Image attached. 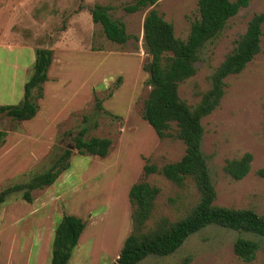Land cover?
<instances>
[{
	"label": "rangeland",
	"instance_id": "374dc122",
	"mask_svg": "<svg viewBox=\"0 0 264 264\" xmlns=\"http://www.w3.org/2000/svg\"><path fill=\"white\" fill-rule=\"evenodd\" d=\"M135 1L0 0V46L15 48L9 52L18 53L20 65L27 68L24 80L32 73L36 49L52 50L57 60L50 74L56 78L51 83L54 94L47 98L52 100L54 118L52 123L47 119L38 124L43 135L52 132L49 150L35 155L34 164L21 172L19 179L14 176L25 166L27 154L31 156L33 149L28 145L16 147L24 145L28 137L21 122L0 118L2 131L5 128L23 135L14 141L17 149L10 158L16 156L12 158L15 162H0V184L5 181L0 190L23 184L30 174L48 170L66 149L71 151L69 168L60 175L65 183L57 189L56 185L50 186L49 193L46 188L32 192L35 216L23 217L14 225L16 229H0V264H51L56 223L65 214L74 213L81 216L78 218L85 229L68 264H116L131 230L128 191L139 180L159 189L149 226L160 217L176 221L198 202L190 181L179 188L159 173L143 177L144 164L160 170L179 161L185 147L175 138L174 124L171 137L159 140L141 117L150 91L148 75L142 69L148 60L143 43L144 18L155 9L173 26L175 37L185 41L198 18L197 0H159L149 8L126 13L123 8ZM95 4L110 7V18L124 24L129 36L125 45L107 40L101 26L92 22L88 10ZM260 13H264V0H250L248 7L205 44L195 65L196 74L178 88L180 99L189 107L199 102L209 88L210 76L245 33L252 16ZM225 85L220 105L201 121V152L216 191L214 204L251 209L264 216V24L260 53L241 73L228 76ZM95 100L101 103L102 111L95 108ZM43 112L45 108L42 117ZM82 128H86L83 140L96 137L112 141L107 157L78 154L74 139ZM246 153L252 155L250 170L243 179L234 181L223 171L225 162ZM238 238L258 244L256 257L249 264H264V238L216 226L191 235L169 256H149L138 264H242L232 250Z\"/></svg>",
	"mask_w": 264,
	"mask_h": 264
},
{
	"label": "trees",
	"instance_id": "16d2710c",
	"mask_svg": "<svg viewBox=\"0 0 264 264\" xmlns=\"http://www.w3.org/2000/svg\"><path fill=\"white\" fill-rule=\"evenodd\" d=\"M158 1L136 0L123 10L128 14L136 13L155 5ZM249 2L250 0H197L198 18L191 24L185 41L175 37L173 26L155 9H150L146 14L142 29L148 60L142 69L148 75L147 85L150 91L143 103L141 117L159 140L171 137L169 132L174 124L175 138L182 142L185 150L179 161L166 164L160 170L154 165L144 164L143 177L159 173L179 188L190 181L198 194V202L176 221L160 217L149 226L159 189L144 179L132 184L128 191L131 230L123 242L116 264H138L149 256H169L176 252L188 237L209 226L264 238V216L251 209H232L214 204L216 191L206 158L201 152L204 136L201 121L220 105L226 86L225 79L241 73L260 53L264 13L255 14L249 20L245 33L235 42L233 50L210 76L208 90L201 94L194 107H189L178 94L179 86L196 74L195 65L205 44L214 40L231 18L241 9L248 7ZM110 10L108 6L95 4L88 11L92 22L101 26L106 39L123 46L129 36L123 23L110 18ZM34 55L32 73L23 86L21 102L14 106H0V118L5 116L13 121L24 122L36 116L39 109L37 101L43 97V85L47 81L53 51L39 48L35 50ZM95 101V108L102 111L101 103ZM83 120L86 121L87 118L84 117ZM85 133L86 128H82L74 139V148L78 154L101 159L107 157L112 141L96 137L83 140ZM4 137L5 132L0 131V148ZM70 156L71 151L66 149L48 170L30 174L23 184L2 190L0 206L13 193H20L23 201L32 203L33 191L53 185L58 177L68 170ZM251 162L252 155L246 153L239 159L227 160L223 171L234 181H239L248 174ZM84 229L85 223L81 218L67 214L61 217L54 230L51 264H68ZM232 250L242 264H249L256 257L258 244L238 238Z\"/></svg>",
	"mask_w": 264,
	"mask_h": 264
},
{
	"label": "crops",
	"instance_id": "0c3cea01",
	"mask_svg": "<svg viewBox=\"0 0 264 264\" xmlns=\"http://www.w3.org/2000/svg\"><path fill=\"white\" fill-rule=\"evenodd\" d=\"M5 45L6 46H0V106H14L18 103L19 99L23 98V86L26 82L24 78H25V73L27 71V68L25 66L22 67L20 65L18 53H14L12 51L9 52L10 50H15V48L11 47V45L9 44H5ZM34 60H35V55L32 56L33 65H34ZM56 62L57 60L53 56L51 66L49 67L48 72H47V81L43 85V97L37 103L39 109H38L36 116L32 118L31 120L21 122L24 126L22 128L23 129L25 128L24 132L28 134L27 135L28 137H26L27 141L24 145L16 146V147L18 148V147H24L28 145L29 146L28 149L32 147L33 150L30 151L31 156L29 155V153L27 154L29 158L25 159L27 161L25 166L22 168V170L18 171L17 175L14 176V178L16 177L17 179H19L21 172L24 173L27 170H29V168L35 162L34 160L35 155H41V154L44 155L49 150L52 132L49 133V135L47 134L43 135L42 134L43 132L38 127L39 126L38 124L39 123L41 124L43 121H46L47 119L49 120V123H52V120L54 118V116L51 115L53 114L52 109H51L52 100L47 101V98L48 96L52 97L54 94L51 83H55L54 79L56 78L53 75L51 76L50 74ZM60 65L62 66V63H60ZM21 73H23L22 78H20ZM21 85H22V88H21ZM43 108H45V112H43L44 117L40 116L42 114ZM58 121H55L54 124H56V122ZM52 126L54 130V125ZM3 130H4L3 132H5V137H4V142L0 148V162L3 161L4 159L14 160L12 158H16V156L10 158V156H12L13 150L17 149L14 146V141L21 140L23 138L22 137L23 135H19L20 133L14 132L12 130L9 131L8 129L6 130L5 128H3ZM29 135H31L32 137H29ZM40 140L42 141V143L38 142ZM4 153L7 155L5 158L2 159V156ZM17 158H19V156ZM13 162H15V160ZM4 182H2L0 186L3 185ZM61 182L63 184L65 183V180L61 181V176H60L53 184V185H56L54 188L57 189L61 185ZM53 185H51V187H53ZM46 189L48 190L46 191V193H49V191H51L50 186L46 187ZM35 201L36 200L33 198L32 203H26L25 201L21 199L20 195H10L7 198V200L0 206V229H3V228H13V229L15 228L16 229L14 225H18L19 221L23 217H27L28 219H30L31 217H34L35 212H36ZM73 216L81 217L75 213L73 214ZM33 222L35 223V221ZM17 229H19V226L17 227Z\"/></svg>",
	"mask_w": 264,
	"mask_h": 264
},
{
	"label": "water",
	"instance_id": "95a60500",
	"mask_svg": "<svg viewBox=\"0 0 264 264\" xmlns=\"http://www.w3.org/2000/svg\"><path fill=\"white\" fill-rule=\"evenodd\" d=\"M0 131H2V128L0 127ZM69 149H71V147H69Z\"/></svg>",
	"mask_w": 264,
	"mask_h": 264
}]
</instances>
